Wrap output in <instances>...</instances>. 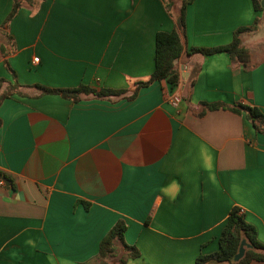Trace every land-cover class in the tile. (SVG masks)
Segmentation results:
<instances>
[{
    "label": "crops",
    "instance_id": "obj_1",
    "mask_svg": "<svg viewBox=\"0 0 264 264\" xmlns=\"http://www.w3.org/2000/svg\"><path fill=\"white\" fill-rule=\"evenodd\" d=\"M18 1L4 26L12 0H0V94L10 92L0 102V264H100L117 222L139 253L124 264H193L218 250L234 207L264 244V135L230 110L264 115V9L193 0L178 83L136 89L182 0ZM255 20L240 35L246 67L224 52L189 54L228 45ZM35 85L122 94L73 101ZM123 256L116 243L111 260Z\"/></svg>",
    "mask_w": 264,
    "mask_h": 264
},
{
    "label": "trees",
    "instance_id": "obj_2",
    "mask_svg": "<svg viewBox=\"0 0 264 264\" xmlns=\"http://www.w3.org/2000/svg\"><path fill=\"white\" fill-rule=\"evenodd\" d=\"M193 0H182L178 15L176 17L175 28L170 32H158L155 36V56H154V70L151 76L143 82L137 84L136 89L147 86L154 81H165L168 84L178 83V74L176 73L174 66L183 52L182 39L184 37V12L185 6L191 3ZM251 5L254 11H262L261 0H251ZM19 1L12 0V7L7 15L3 25L5 26L16 14L19 9ZM257 26V20L253 22L250 27H242L236 29L231 41L228 45L211 48V49H198L191 48L189 54H202L213 55L216 53L224 52L228 54L230 59L243 67H246L249 61V54L247 49L242 45L240 35L243 33L252 32ZM6 39L8 37L4 36ZM7 52L1 53L2 56H6ZM7 70L11 72L14 77V73L6 66ZM2 81L0 80V87ZM42 94H59L64 98L75 101L81 95L93 94L98 98L105 96H119L122 94L120 91L101 90L95 91L87 86L79 85L75 89H48L39 85H35ZM136 93L130 96L133 98ZM10 92L0 94V102L8 97ZM205 109L215 110L221 107L218 104H204ZM224 108V106H222ZM234 113L245 114V117L252 123L256 131L264 135V115L256 108L246 106H234L230 108ZM125 224L123 222H117L103 237L99 243L98 257L102 260L100 264H104V260L111 258L115 252V244H119L124 256L120 259V263L124 264V258H137L139 253L135 248L128 247L123 241V235L125 232ZM242 240L249 245V248L245 250L243 257L234 262L233 258L238 251L239 244ZM218 250L215 253L209 255H198L193 264H249L253 261H264V244L260 243L256 237V231L252 225L247 223L241 214H239L238 208L234 207L228 213L225 225L218 238Z\"/></svg>",
    "mask_w": 264,
    "mask_h": 264
},
{
    "label": "water",
    "instance_id": "obj_3",
    "mask_svg": "<svg viewBox=\"0 0 264 264\" xmlns=\"http://www.w3.org/2000/svg\"><path fill=\"white\" fill-rule=\"evenodd\" d=\"M261 8L264 9V0H261ZM249 248V245L245 242V240H242L239 244L238 251L235 254L233 261L238 262L244 255L245 250Z\"/></svg>",
    "mask_w": 264,
    "mask_h": 264
},
{
    "label": "built area",
    "instance_id": "obj_4",
    "mask_svg": "<svg viewBox=\"0 0 264 264\" xmlns=\"http://www.w3.org/2000/svg\"><path fill=\"white\" fill-rule=\"evenodd\" d=\"M32 62H37V58H33ZM179 102V99L177 97H173L170 101L172 105H176ZM3 185V181L0 178V187ZM239 214H241V210H239Z\"/></svg>",
    "mask_w": 264,
    "mask_h": 264
},
{
    "label": "rangeland",
    "instance_id": "obj_5",
    "mask_svg": "<svg viewBox=\"0 0 264 264\" xmlns=\"http://www.w3.org/2000/svg\"><path fill=\"white\" fill-rule=\"evenodd\" d=\"M113 262L118 263V262H119L118 258H116V259H112V260H111V258H108V259H106V260L104 261V264H111V263H113Z\"/></svg>",
    "mask_w": 264,
    "mask_h": 264
}]
</instances>
